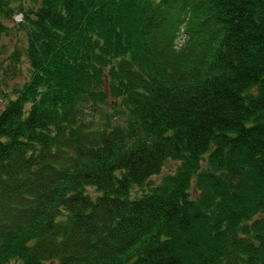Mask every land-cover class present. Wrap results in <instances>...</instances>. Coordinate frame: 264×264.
<instances>
[{"label": "trees", "instance_id": "trees-1", "mask_svg": "<svg viewBox=\"0 0 264 264\" xmlns=\"http://www.w3.org/2000/svg\"><path fill=\"white\" fill-rule=\"evenodd\" d=\"M16 28L0 264H264V0H0Z\"/></svg>", "mask_w": 264, "mask_h": 264}, {"label": "rangeland", "instance_id": "rangeland-1", "mask_svg": "<svg viewBox=\"0 0 264 264\" xmlns=\"http://www.w3.org/2000/svg\"><path fill=\"white\" fill-rule=\"evenodd\" d=\"M20 21H22V16L20 14H17L14 17V23H18ZM183 40L184 35L178 40V46L183 43ZM23 46V33L17 28L16 30H14V33L6 37L0 45V62H6V66L10 65V71H7L8 76H3V78L5 79L4 81L7 82L6 84H9L8 89L12 88V84H14L15 81H23L24 77H26V73L28 72V65L23 55ZM15 51H18L21 55V60H17L16 62L9 59L11 53ZM1 85L2 87L4 86L3 84ZM6 102L7 99H4L0 95V107H3Z\"/></svg>", "mask_w": 264, "mask_h": 264}]
</instances>
